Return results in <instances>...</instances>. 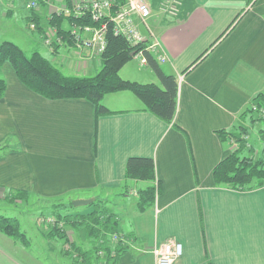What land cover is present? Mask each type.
I'll return each mask as SVG.
<instances>
[{
  "label": "crops",
  "instance_id": "crops-1",
  "mask_svg": "<svg viewBox=\"0 0 264 264\" xmlns=\"http://www.w3.org/2000/svg\"><path fill=\"white\" fill-rule=\"evenodd\" d=\"M147 1L152 16L144 23L135 15V25L145 42L157 46L153 55L163 71L178 78L176 127L147 112L131 92L106 95L111 113L96 118L92 102L47 100L22 84L10 66L4 69L0 206L6 215L0 217L16 219L27 239L22 243L0 231V264H73L62 242L41 225L44 214L31 204L35 197L46 203L48 216H56L55 210L71 217L93 212L57 208L67 197L93 198L113 210L129 247L113 264H156L154 250L170 238L183 244L178 264H264V186L239 192L217 186L213 178L214 168L237 148L232 136L223 140L219 131L242 122L248 128L244 137L251 139L254 130L264 144V119L252 111L264 102V0H181L177 17L159 12L161 0ZM47 12L44 6L39 10L44 33L55 30ZM70 26L61 25L67 31ZM56 47L55 53L48 47L49 54L40 52L63 73L67 67L85 76L99 72L100 57L90 61L89 51L63 42ZM137 59L121 69V77L159 83ZM132 157L154 159L155 182L126 179ZM157 182L153 206L139 211L140 192ZM10 189L8 198L1 196ZM18 192L27 197L15 198ZM66 228L76 247H91L84 231Z\"/></svg>",
  "mask_w": 264,
  "mask_h": 264
},
{
  "label": "trees",
  "instance_id": "trees-1",
  "mask_svg": "<svg viewBox=\"0 0 264 264\" xmlns=\"http://www.w3.org/2000/svg\"><path fill=\"white\" fill-rule=\"evenodd\" d=\"M35 1L38 8L28 11L27 26L35 34L44 33L40 25L39 10L41 7H45L48 0ZM125 3L126 0H117L114 9H112L113 14L119 9V6ZM66 8L71 11V15L66 14ZM106 19L96 21L89 14L84 17L74 16L72 0H65L61 10H55V12L49 14L50 25L55 28V30L51 28L49 33L55 35L56 38L62 40L68 46L77 47V43L69 30L67 31L61 27L64 21L70 24L94 28L100 27L103 23H108L107 46L105 51L99 56L101 63L97 74L93 76L66 75L48 61L40 51L27 54L12 41H4L0 44V72L5 64H9L22 84L47 100H88L95 106L96 118L111 113L103 103L106 95L131 92L143 102L147 112L152 113L169 125L173 124L178 106V78L163 71L156 57L147 49L150 43L148 44L146 41L138 45L130 44L126 38L114 33L113 24ZM31 25H34V27H31ZM43 36L49 37L47 32ZM56 44L57 42L54 41L55 51L58 49ZM140 51L146 57L148 67L155 73L159 83L142 84L125 80L121 77V69L132 61ZM195 65L196 63L192 67ZM188 71L189 69L185 71V74ZM6 88V80L0 78V98L4 95ZM259 98L260 96L255 98V100L258 101ZM260 106L264 108V102H260ZM247 114L248 112L246 111L241 115L242 121ZM250 116L252 122L257 121L253 115ZM173 125L175 126V124ZM247 132L248 128L242 122L236 129L219 131L223 140L232 136L237 143V148L214 168L213 178L217 186L239 192L250 191L264 186V158L251 156L253 149H248L249 141L244 137ZM126 179L155 182L156 164L154 159L147 157L130 158L126 165ZM158 189L159 182H157V185L151 184L140 192L138 200L139 211H146L153 206L158 195ZM95 202L100 203L99 201ZM100 204H96L93 212L87 215H72L75 217H71L57 213L56 216H51L62 222V226L41 221V225L49 230V237L62 242L65 255L72 258L73 264H99L101 262L113 264L117 263V260L128 252L129 247L126 246L127 243L124 240H112L115 234L122 236L125 240L128 237V235H122V229L116 214L105 204ZM58 208L61 207L59 206ZM69 208L72 210L76 209L73 203L69 204ZM43 218L41 216L40 220ZM66 226H71L76 231H84L89 235L93 239L91 247L88 250H82L76 247L75 243H71L68 239L69 233ZM0 231L22 243L27 239L22 233L19 223L13 218L1 216ZM103 252L106 256L100 257ZM208 262L212 264L210 261Z\"/></svg>",
  "mask_w": 264,
  "mask_h": 264
},
{
  "label": "built area",
  "instance_id": "built-area-1",
  "mask_svg": "<svg viewBox=\"0 0 264 264\" xmlns=\"http://www.w3.org/2000/svg\"><path fill=\"white\" fill-rule=\"evenodd\" d=\"M117 0H72L74 16H86L91 15V17L98 21L107 18L109 22L113 24L114 33L116 35H121L132 45H138L145 42L144 36L137 29L135 25L134 16L138 17L146 23L148 18L151 16V7L147 0H126L124 5L119 6V9L113 14L115 3ZM182 6L181 0H161L159 5V12L171 17H177L180 14ZM28 8L37 9V3L35 0H29ZM66 14L71 15V11L66 8ZM69 32L77 46L83 48L90 53H94L95 56H100L106 49L107 40V26L108 23H103L100 27L94 28L91 26H83L79 24H70ZM34 27V25H31ZM47 33L49 37L46 40L47 45H52L54 41L61 42L62 40L56 38L52 33ZM54 38H56L54 40ZM152 54H156L157 46L149 45L147 48ZM136 57L140 60L141 65H148L147 59L143 52L140 51ZM159 61L166 62V58L159 56ZM252 111L256 113L259 117L264 118V108L253 104ZM248 140L249 136H245ZM135 194H137L135 192ZM41 221L47 224H59L62 226V222L57 219L46 216ZM113 241H123L127 243V240L123 239L122 236L117 234L113 235ZM156 255V264H178L183 256V244L173 238H170L163 242L158 248L154 250Z\"/></svg>",
  "mask_w": 264,
  "mask_h": 264
},
{
  "label": "rangeland",
  "instance_id": "rangeland-1",
  "mask_svg": "<svg viewBox=\"0 0 264 264\" xmlns=\"http://www.w3.org/2000/svg\"><path fill=\"white\" fill-rule=\"evenodd\" d=\"M47 2H46L47 4L45 5V7H46V9H48V12L46 13V16L48 18L51 9L61 10V8L63 7V5L65 3V0H48ZM28 3H29V1H27V0H0V44L4 41H12L15 44H17L21 49H23L27 54H32L34 51H41L43 54L47 55V54H49L47 49H46L47 47L49 49H51L53 53H55L56 51L54 49L53 44L52 45L46 44V40L48 37H45V36L40 37L37 34L31 32L30 29H28L27 21H26V17H25L28 15V11H30V9L28 8ZM158 10H159V7H158ZM10 11L13 15L9 13ZM23 17L25 19H23ZM65 25L67 26V24H65ZM55 39L56 38H54V40ZM81 55L83 56V54H81ZM97 57L98 56H95L93 52L90 53V58H91L90 61L96 59ZM67 58H68L67 60L69 62L71 60V58H69V57H67ZM97 60H99V59H97ZM139 62H140V60L137 59L136 63L140 65L141 63H139ZM130 64H133V63H130ZM9 66H10L9 64H5L3 66V70L0 72V78H3L5 80L7 79L6 73H8V72L4 69L6 67H9ZM64 72L66 75H71V76H79V75L85 76V74H82V73L81 74H75L74 72H72L69 69V67H67ZM91 75L93 76L94 74H91ZM254 133H257V132L253 130L252 138L248 139L249 140L248 149H251V148L254 149L251 156H254L255 158H264V144L261 141H258L257 138L254 137L255 136ZM259 142H260V144H259ZM8 191L9 192L7 194L5 192L2 193L6 196H4V195H1V196L8 198L9 197L8 195L11 192V189ZM76 196H78V195H76ZM13 197L14 196L12 195V198ZM16 197L17 198L18 197L26 198L27 196L24 195L23 192H20V193L18 192L17 195L15 196V198ZM88 197H90V196H88ZM65 199H66L65 203H61L60 205L57 206V208L60 206L62 209H64L66 206V208L69 209V211L78 212L80 210L79 208H82V207L88 208V209L92 208L94 210L96 208V204H100L98 202H95V204L76 207L75 210H72L69 208V204L71 205L73 203V201L70 200V197H67ZM89 199H93V198H89ZM38 200L39 199L37 197H35V199L33 200L34 202H31V204L32 205L36 204V206L39 208L36 210V212H38V215H40V213H43L44 214L43 217L48 216L47 215V214H49L48 206L45 205L46 203L43 204L42 202H38ZM70 202H72V203H70ZM5 210H6V208L4 207V205L0 206V211H2V212H0V214L6 215ZM53 213H58V212H53ZM55 215H57V214H55ZM69 235H68V237H69ZM71 238H72V236H71ZM104 256H106V255L103 252L102 255H100V257H104ZM103 263L104 262H101L99 264H103Z\"/></svg>",
  "mask_w": 264,
  "mask_h": 264
},
{
  "label": "water",
  "instance_id": "water-1",
  "mask_svg": "<svg viewBox=\"0 0 264 264\" xmlns=\"http://www.w3.org/2000/svg\"><path fill=\"white\" fill-rule=\"evenodd\" d=\"M134 56V54H132ZM94 203L93 199H79V200H75L73 201V205L75 207H80V206H85V205H91Z\"/></svg>",
  "mask_w": 264,
  "mask_h": 264
},
{
  "label": "bare ground",
  "instance_id": "bare-ground-1",
  "mask_svg": "<svg viewBox=\"0 0 264 264\" xmlns=\"http://www.w3.org/2000/svg\"><path fill=\"white\" fill-rule=\"evenodd\" d=\"M151 11H152V9H151ZM151 16H152V14H151ZM151 16H150V17H151ZM150 17H149V18H150ZM149 18H148V19H149ZM138 30H139V29H138ZM139 31H140V30H139Z\"/></svg>",
  "mask_w": 264,
  "mask_h": 264
}]
</instances>
